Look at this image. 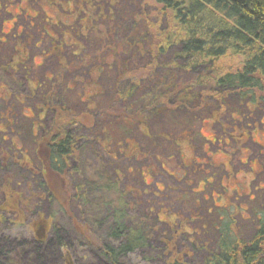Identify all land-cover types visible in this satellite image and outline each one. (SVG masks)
Listing matches in <instances>:
<instances>
[{"label":"rangeland","instance_id":"rangeland-1","mask_svg":"<svg viewBox=\"0 0 264 264\" xmlns=\"http://www.w3.org/2000/svg\"><path fill=\"white\" fill-rule=\"evenodd\" d=\"M139 1L125 0L120 5L123 18L117 25L120 33L112 38L114 43L134 37L130 13L139 11ZM109 11V0H0V150L15 152L20 160L24 153L32 163V133L37 134L50 119L42 93L53 83L52 95L75 104L84 93L82 103L94 108L95 127L78 130L80 158L73 165L80 166V174H93L103 187L118 177V187L129 190L127 197L133 207H148L158 214L155 219L151 213L155 229L148 234V244L126 255L123 263L160 264L162 237L168 234L161 221L170 218L177 226L183 223L186 231L179 246L186 248L204 238V228L221 210L230 211L237 224H244L250 206L264 202V110L235 106L236 97L231 94V107L223 111L210 99L200 107L167 109L155 116L148 110L138 114L149 82L141 83L127 99H117L111 64L97 56L95 50L100 46L92 44L98 40V30L105 29L113 18ZM108 51L103 52L105 59ZM175 72L179 78H188L182 70ZM124 113L146 118L135 122L130 133L115 127L112 140L109 128L115 124L125 127L122 117H117ZM107 132L109 141L105 140ZM4 175L10 176L15 190L29 197L25 169L0 167V177ZM130 190L138 191V196ZM37 198L32 199L26 216L3 224L0 247L12 252L21 240L34 237L29 222L42 215L37 230L40 236L49 228L44 230V220H49L76 247L83 264H105L77 235L69 214L48 196ZM97 200H74L72 210L83 223H93L101 240L110 241V221H95L103 219ZM43 260V264H58L52 252L43 254Z\"/></svg>","mask_w":264,"mask_h":264},{"label":"trees","instance_id":"trees-1","mask_svg":"<svg viewBox=\"0 0 264 264\" xmlns=\"http://www.w3.org/2000/svg\"><path fill=\"white\" fill-rule=\"evenodd\" d=\"M123 1L109 0V16L113 18L105 29L98 30V40H92L94 46H100L95 50L97 56L111 64L117 99H127L146 81L149 87L141 99L140 115L145 110L155 116L167 109L200 107L210 99L223 111L231 107V94L236 97L235 106L264 110V0H140L137 14L130 13L134 40L120 38L114 43L112 38L120 33L117 25L123 18ZM108 49L106 60L103 52ZM178 70L188 78H179ZM52 86L42 93V105L50 119L37 134L32 133L35 151L29 157L33 162L24 153L20 160L15 152L0 150V167L25 169L31 187L28 197L15 190L10 176L0 177V228L25 215L34 197L40 201L48 196L71 216L77 235L107 264H124L126 255L148 244L152 220L158 214L148 207H133L127 197L129 190L118 187V177L103 187L93 174H80V166L73 165L80 158L82 137L78 130L94 129L95 111L83 105L84 93L75 104L52 95ZM117 117H122L126 126H110L112 140L116 138L115 127L130 133L135 122L146 118L126 113ZM105 140H110L108 132ZM130 191L138 196V191ZM97 198L103 219L95 221H110V241L101 240L92 229L93 223H83L72 210L74 200L92 202ZM249 210L244 224H237L230 211L221 210L204 228V238L186 248L179 246L186 231L183 223L177 226L170 218L161 221L168 234L162 237L160 264H264V202ZM42 219L41 215L29 222L34 237L21 240L15 250L0 247L1 264H43V254L49 252L57 255L58 264H83L76 247L49 220H44V230L49 227L45 234L37 233Z\"/></svg>","mask_w":264,"mask_h":264}]
</instances>
